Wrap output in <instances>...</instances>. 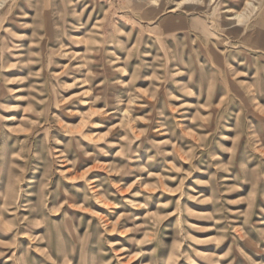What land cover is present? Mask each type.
I'll return each instance as SVG.
<instances>
[{
	"label": "rangeland",
	"instance_id": "374dc122",
	"mask_svg": "<svg viewBox=\"0 0 264 264\" xmlns=\"http://www.w3.org/2000/svg\"><path fill=\"white\" fill-rule=\"evenodd\" d=\"M0 264H264V0H0Z\"/></svg>",
	"mask_w": 264,
	"mask_h": 264
}]
</instances>
